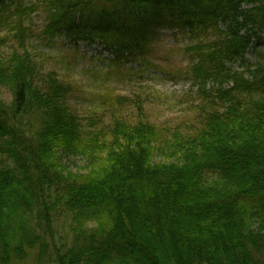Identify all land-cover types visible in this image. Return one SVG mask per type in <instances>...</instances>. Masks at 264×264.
Wrapping results in <instances>:
<instances>
[{
    "label": "trees",
    "instance_id": "16d2710c",
    "mask_svg": "<svg viewBox=\"0 0 264 264\" xmlns=\"http://www.w3.org/2000/svg\"><path fill=\"white\" fill-rule=\"evenodd\" d=\"M18 1L0 0V15L14 5L21 15ZM45 4L43 38L98 42L112 56L107 77L132 62L153 68L161 30L185 35L181 75L197 88L199 121L157 127L138 103L134 123L115 116L88 129L68 102L75 87L40 70L16 21L22 50L0 55V85L14 94L0 100V264L32 252L48 264L45 231L69 217L72 243L55 264H264V0ZM65 156H83L88 174L71 175Z\"/></svg>",
    "mask_w": 264,
    "mask_h": 264
},
{
    "label": "rangeland",
    "instance_id": "374dc122",
    "mask_svg": "<svg viewBox=\"0 0 264 264\" xmlns=\"http://www.w3.org/2000/svg\"><path fill=\"white\" fill-rule=\"evenodd\" d=\"M46 1L21 0L16 2L23 3L21 6L25 8V11L20 9L21 15H12L19 8L16 5L0 15V55L7 57L14 49L22 50L19 28L15 22H23L28 52L32 54L34 62L43 73H56L60 80L75 87L68 102L88 129L94 126L102 129L115 116L134 123L138 119L136 105L141 103L145 120L152 125L179 129L181 132L193 130L199 121L194 108L198 97L192 81L181 75L190 63L183 52L188 42L185 35L161 30L146 56L153 68L143 66L144 72L141 73L140 63L132 62L121 69L122 76L113 71L114 74L107 77L105 69L108 63L103 60H111L112 56L104 52L100 45L81 41L76 47L74 42L63 37H58L54 43L43 38L48 24ZM246 59L255 63L258 56L250 50ZM233 67L239 68L240 65L234 63ZM101 97L104 98L102 102ZM0 100L7 105L13 104L14 94L7 86L0 85ZM62 163L69 168L71 175L81 177L89 172L88 162L83 156H65ZM98 218L97 222L87 221L84 229H95L106 219L104 216ZM52 228V235L48 236L46 231L44 234L49 244L48 264H55L53 260L57 249L61 251L72 243L74 224L71 217L60 218L53 222ZM36 254L32 252L28 260L20 264H36Z\"/></svg>",
    "mask_w": 264,
    "mask_h": 264
}]
</instances>
